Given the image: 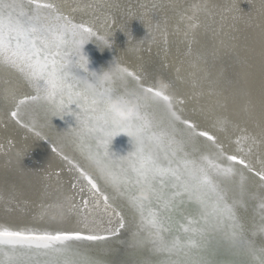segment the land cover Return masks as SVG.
Returning <instances> with one entry per match:
<instances>
[{"label":"bare ground","instance_id":"6f19581e","mask_svg":"<svg viewBox=\"0 0 264 264\" xmlns=\"http://www.w3.org/2000/svg\"><path fill=\"white\" fill-rule=\"evenodd\" d=\"M22 2L27 4V0ZM38 2L51 4L52 9L45 12L52 17L59 14L66 18L61 22L91 29L92 35L78 31L75 37L76 40L84 37L82 52L89 60L88 73L79 70L80 74L111 73V81H106L103 87H111L114 95L128 92L142 95L140 86L161 91L170 97L181 121L188 120L197 131H207L215 138L209 141L199 137L186 151L232 167L236 173L234 181L228 184L232 191H236V184L244 177L247 203L239 211L244 226L243 243L233 242L223 231L210 230L202 240L197 238L202 246L193 252L195 258L207 264H249L248 247L264 248V233L257 230L262 222L259 201L254 198L264 193V180H261L264 176V0ZM140 28H144L142 33ZM187 29L198 31L194 34ZM132 32L135 38L130 41ZM185 34L189 35L185 38ZM99 37L108 38L111 46L102 45ZM124 68L139 77V81L130 77L122 79L120 69ZM79 90L84 91L83 85ZM33 96L40 98L30 99ZM43 97V89L38 90L19 68L0 62V116L4 119H0V133L3 138L8 134L16 140L25 136L32 139L42 152L47 151L50 157L53 155L67 166L73 176H80L81 188L89 195L93 206L114 213L112 222L117 228L105 226L98 220L96 235L105 238L73 241V250L98 264H160L165 256L149 243V234L141 228L139 214L125 196L105 183L89 161L86 145H81L74 131L78 126L75 113L79 109L72 104L65 115L52 117L53 106ZM21 100L26 102L20 104ZM14 111L18 112L17 116L12 115ZM142 111L148 112L150 118L167 121L166 112L158 105L152 104ZM176 127L179 139L187 128L180 122ZM133 148L132 138L126 133L113 137L109 145L115 158L127 155ZM233 155L245 163L227 160ZM82 172L91 175L101 192L109 196L107 205L101 193L91 189ZM163 191L170 195L175 189L165 187ZM153 209H159L168 218L166 223L172 227L168 236L185 238L179 225L199 219L195 202L186 196L177 197L175 206L166 212L162 202H154ZM121 223L128 226L118 227ZM91 225L86 229L73 228V231L88 235L90 230H95ZM43 229L42 232L53 234L51 230H59ZM122 232L125 237L120 236Z\"/></svg>","mask_w":264,"mask_h":264},{"label":"snow or ice","instance_id":"6c2138e0","mask_svg":"<svg viewBox=\"0 0 264 264\" xmlns=\"http://www.w3.org/2000/svg\"><path fill=\"white\" fill-rule=\"evenodd\" d=\"M52 7L38 0H27V4L22 0H0V58L19 68L38 90L43 89V98L53 106V113L61 114L73 103L76 105L79 123L74 131L81 145H86L89 161L105 183L125 196L139 214L141 228L149 234V243L165 256L160 264H207L195 258L193 250L202 246L197 238L202 240L210 230L223 231L233 242L243 243L244 226L239 211L247 203L244 177H240L236 191H232L228 187L236 175L232 167H224L205 155L195 157L186 151L199 137L209 141L215 138L207 131H197L190 121H181L170 97L161 91L140 86L142 95L134 92L114 95L111 87H103L106 81H111V73L80 74L79 70L88 73L79 64L85 39L82 36L76 40L75 37L78 31L92 35L91 29L61 22L66 18L59 14L52 17L45 12ZM120 71L122 79L130 77L139 81L128 69ZM81 85L84 91L79 90ZM111 100L120 101L124 107L132 105L123 122V130L132 137L134 148L119 158L109 151L111 134L108 129L112 127V118L104 104ZM25 102L21 100L20 104ZM152 104L163 108L166 122L163 118H150L148 112L142 111ZM12 115L17 116L18 112ZM177 122L187 128L179 139ZM227 160L245 163L235 155L228 156ZM82 174L91 189L101 193L107 205L109 196L101 192L91 175ZM165 187L175 191L166 194ZM180 196L194 201L199 211L198 220H187L179 225L185 238L166 235L172 232L171 225L166 223L168 218L159 209H153L154 202H162L166 212L175 206ZM254 198L259 201L262 221L257 230L264 233V193ZM123 226L121 223L120 227ZM104 238L81 231L53 234L0 227V264H98L75 252L72 242ZM248 254L249 264H264V248L249 246Z\"/></svg>","mask_w":264,"mask_h":264},{"label":"rangeland","instance_id":"374dc122","mask_svg":"<svg viewBox=\"0 0 264 264\" xmlns=\"http://www.w3.org/2000/svg\"><path fill=\"white\" fill-rule=\"evenodd\" d=\"M143 30L140 28L141 33ZM197 31L189 32L196 34ZM188 35L185 34V38ZM133 38L134 32L129 40ZM0 119L4 120L2 116ZM20 138L16 140L8 134L3 138L0 133V226L13 229L27 227L42 232L43 228L86 229L88 224H92L95 230H90L88 235H96L99 230L97 221L100 220L105 226L117 228L113 226L112 211L99 206L97 209L90 203L89 195L81 188L79 175L73 176L67 166L53 155L54 158L50 157L47 151L42 152L32 139L27 136ZM75 168L79 169L77 165ZM122 233L120 236L125 237Z\"/></svg>","mask_w":264,"mask_h":264},{"label":"clouds","instance_id":"9594fccd","mask_svg":"<svg viewBox=\"0 0 264 264\" xmlns=\"http://www.w3.org/2000/svg\"><path fill=\"white\" fill-rule=\"evenodd\" d=\"M99 41L104 46H111L109 39L106 37H99ZM0 62H5V61L2 58H0ZM88 63H89L88 57L82 52L81 58L79 60L80 66L88 70ZM131 107H132L131 104H129L127 107H124L122 106L121 102L117 100H111L105 102L104 109L110 113L112 118V127L108 129L109 133L111 134V142H112V138L118 135L119 133H126L129 137H131L126 131L123 130V122L125 118L130 114ZM65 112L66 110L63 111L64 115ZM53 116H58V114L52 113V117ZM75 116L78 124L79 121L76 113Z\"/></svg>","mask_w":264,"mask_h":264}]
</instances>
